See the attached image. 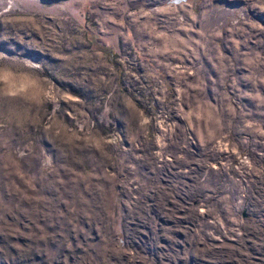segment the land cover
<instances>
[{
	"label": "rangeland",
	"instance_id": "1",
	"mask_svg": "<svg viewBox=\"0 0 264 264\" xmlns=\"http://www.w3.org/2000/svg\"><path fill=\"white\" fill-rule=\"evenodd\" d=\"M0 264H264V0H0Z\"/></svg>",
	"mask_w": 264,
	"mask_h": 264
},
{
	"label": "trees",
	"instance_id": "2",
	"mask_svg": "<svg viewBox=\"0 0 264 264\" xmlns=\"http://www.w3.org/2000/svg\"><path fill=\"white\" fill-rule=\"evenodd\" d=\"M101 50L103 51V52H105L108 56H110V50L108 49V48H106V47H102L101 48Z\"/></svg>",
	"mask_w": 264,
	"mask_h": 264
}]
</instances>
